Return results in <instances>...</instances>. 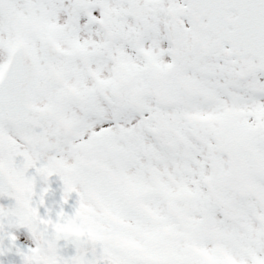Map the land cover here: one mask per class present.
<instances>
[{
  "label": "snow or ice",
  "instance_id": "6c2138e0",
  "mask_svg": "<svg viewBox=\"0 0 264 264\" xmlns=\"http://www.w3.org/2000/svg\"><path fill=\"white\" fill-rule=\"evenodd\" d=\"M3 197L20 264H264V0H0Z\"/></svg>",
  "mask_w": 264,
  "mask_h": 264
},
{
  "label": "rangeland",
  "instance_id": "374dc122",
  "mask_svg": "<svg viewBox=\"0 0 264 264\" xmlns=\"http://www.w3.org/2000/svg\"><path fill=\"white\" fill-rule=\"evenodd\" d=\"M49 185H50V191L49 193L46 194V202L51 204L53 201H59V198L62 192V183L58 177L53 175L52 177L49 178ZM38 189H39V184H38L37 190ZM10 202H11L10 200L4 197L0 198V203L7 204ZM75 202H76V193H72L70 194L68 201L65 202L63 205L65 211L71 212L73 210V205L75 204ZM52 206L55 207L56 205L53 204ZM43 211H44V208L42 206L41 213H43ZM60 228H64V230L69 229L68 231H72L74 229H75L74 231H78V230L82 231V228L80 227V225L77 224L75 218L72 221V225H69V224L61 225ZM14 231H16L17 233L21 248L26 249L29 246H34V241L31 239L30 234H28L26 229L21 227L18 229H14ZM125 243L132 244V245L135 244L134 241H125ZM205 256H206V259L208 260V264H238V262L233 257H231L230 255L226 253L223 255L222 259L214 257L207 253H205ZM0 260L3 261V264H20L21 258L16 253L12 256L2 255L0 256Z\"/></svg>",
  "mask_w": 264,
  "mask_h": 264
},
{
  "label": "water",
  "instance_id": "95a60500",
  "mask_svg": "<svg viewBox=\"0 0 264 264\" xmlns=\"http://www.w3.org/2000/svg\"><path fill=\"white\" fill-rule=\"evenodd\" d=\"M67 232V231H66ZM60 243H64L63 241H61ZM74 252V248L69 244V245H67V247H65V248H63L62 249V253L63 254H66V255H70V254H72ZM16 252L15 251H13V252H10V253H7V254H15Z\"/></svg>",
  "mask_w": 264,
  "mask_h": 264
},
{
  "label": "clouds",
  "instance_id": "9594fccd",
  "mask_svg": "<svg viewBox=\"0 0 264 264\" xmlns=\"http://www.w3.org/2000/svg\"><path fill=\"white\" fill-rule=\"evenodd\" d=\"M73 219H74V218H73ZM73 219L70 220L67 224L72 225V221H73ZM73 226H74V225H73Z\"/></svg>",
  "mask_w": 264,
  "mask_h": 264
}]
</instances>
